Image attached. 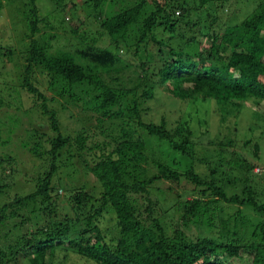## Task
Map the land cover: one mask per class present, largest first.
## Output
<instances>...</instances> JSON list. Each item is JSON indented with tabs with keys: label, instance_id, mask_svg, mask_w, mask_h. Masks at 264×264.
<instances>
[{
	"label": "trees",
	"instance_id": "16d2710c",
	"mask_svg": "<svg viewBox=\"0 0 264 264\" xmlns=\"http://www.w3.org/2000/svg\"><path fill=\"white\" fill-rule=\"evenodd\" d=\"M90 1L94 4L100 2ZM34 2L35 0H28L31 15L29 30L32 35L29 37L30 57L22 82L17 88L37 100L41 113L47 116L48 130L55 134L48 142V153L54 157L56 151L70 145L72 141L59 132L55 111L47 109L44 96L28 82L27 73L30 72L31 64H43L48 73L61 78L70 87L86 82L99 90L100 101L95 110L101 112V116L105 115L106 108L115 104L116 96L114 90L108 89L103 82L96 79L92 68L77 65L70 54L63 53L51 59L40 57L35 50L36 40L33 39V34L38 32ZM210 2L213 0H195L198 5L195 9L197 16ZM2 4L3 0H0V7ZM185 5L184 1L176 0H136L128 8L116 11L101 22L102 33L115 50L119 51L120 45L121 48L132 47L133 56L145 54L149 63L155 61L156 54L162 58L159 63H155L152 71L139 78L134 91L130 93L131 105L126 108L130 121H126V124L132 125L120 130L117 137H110L109 141L103 140L95 145L99 155L96 162L88 167V171L97 182L100 194L92 197L82 193L72 200L74 221L66 218L61 221L51 219L55 210L48 187L49 177L54 170L51 165L45 178L37 179L33 193L22 198H13L16 205L23 206V202H32L41 197L46 205L41 209V224L30 225L25 221L26 218L21 217L17 226L20 231L14 234L12 242L0 243V264H21L24 261L25 264H55V261L61 263L67 254L81 260L86 259L91 264H239L238 261L254 264L259 260V252L264 253L262 223L258 225L255 233L252 231L258 237L259 242L256 245L251 243L238 246L225 243L213 246L208 241L192 242L186 238L181 228L192 221L205 203L194 198L182 201L181 204L176 201L175 207L167 208L163 212L148 193V187L155 182H184L192 186V190L209 193L211 203L236 205L246 210L253 208L257 214L264 215V200L256 203L254 191L249 184L252 177L262 181L259 178L260 170L257 173L253 170L256 168L253 167L255 162L251 165L244 158L232 157L231 165L223 163L218 166L222 169L220 175L224 173V177H221L223 183L239 189L245 195L243 199L228 194L223 185L216 182L215 171L212 169L209 170V175L204 174L218 162L221 149L229 154L235 153L232 150L228 152L227 149H231L244 104L252 101L264 112V0L257 1L248 19L225 28L219 36L210 34L209 39V33L202 34L207 43L205 52H198L195 46H198L199 41L189 37L186 43L192 42L195 46L192 44L188 51L180 55L173 48L177 45L172 47L169 41H172L171 33L179 27V21L189 16L188 12L182 13ZM175 10L180 11L176 17ZM199 25V21H196L185 26H192L188 29L192 35L201 33ZM156 31H163L169 37L156 39L153 34ZM185 34L188 35L187 31ZM149 45L154 46L153 54L146 51ZM113 50L107 47L97 60L100 63L117 61L119 57ZM153 84L174 101L193 106L195 113L186 114L168 128L162 121L158 125L143 123L138 105L143 102L147 104L151 100L155 87ZM138 90L141 91L137 95ZM198 111L201 113H197ZM108 130V135L114 131L111 127ZM140 132L143 136L146 133L148 139H155L162 144L152 147L153 150L150 151ZM209 133L216 139L219 136L225 138L227 147L217 149L221 143L214 141L213 154L203 156L201 160L208 158V161L201 162L200 158L195 159L193 155L196 147L194 134L207 136ZM85 135L82 131L73 139L80 151L84 141L88 139ZM242 144L247 147L250 141L245 140ZM163 145L168 147L165 154L171 158L170 164L166 163L167 157L161 153ZM251 148L253 155L258 152L255 143ZM153 154L163 159V162L153 159ZM175 158L176 161L172 162ZM221 159L225 161L223 156ZM152 160L157 170L149 175L145 172L144 164ZM196 164L205 166L203 176L194 173L192 167L197 166ZM129 194L136 199L129 200ZM80 196L85 197L86 202L79 200ZM142 196L143 201L139 203L138 199L141 200ZM4 209L2 207L0 210V227L4 221L1 215ZM82 210H86V213H81ZM109 212L111 219L107 230H114L113 235L106 229L101 230L99 226V221ZM170 213L176 220L172 226L163 218ZM81 218L83 226L79 224ZM25 225H29V228ZM245 249L252 250L253 254H245ZM213 250L220 253H212Z\"/></svg>",
	"mask_w": 264,
	"mask_h": 264
},
{
	"label": "rangeland",
	"instance_id": "374dc122",
	"mask_svg": "<svg viewBox=\"0 0 264 264\" xmlns=\"http://www.w3.org/2000/svg\"><path fill=\"white\" fill-rule=\"evenodd\" d=\"M99 1L97 4L90 0H35L34 2L38 32L33 34V39L36 40L35 50L39 52L40 57L51 59L63 53L70 54L77 65L81 67L87 65L92 68L96 79L103 82L108 89L114 90L116 96L115 104L106 108L105 115L101 116V112L95 110L100 101L99 90L86 82L70 87L61 78L48 73L43 64H31L30 72L27 73L28 82L44 96L47 109L55 111L59 132L68 137L70 142L72 141L70 145L56 151L54 157L48 153V142L55 134L48 130L47 116L41 113L37 100L35 101L29 94L17 88L22 82L28 65L27 60L30 57L29 37L32 36L29 30L30 5L28 0H3L0 7V210L2 207L5 208L1 212L4 221L0 227V243L12 242L14 234L20 231L17 226L21 217L26 218L25 221L30 225L41 224V209L46 205L41 197H37L32 202L25 201L22 203L23 206L16 205L13 198H22L33 193L36 190L37 179L45 178L51 165L54 166V170L49 177L48 187H50V200L55 208L51 219L61 221L66 218L74 221L72 200L82 193L92 197L100 194L97 182L88 171V167L92 166L94 161L96 162L99 155L95 145L103 140L109 141L110 137H117L120 130L127 128L126 121H130V116L126 108L131 105L130 93L134 91L139 78L152 71L155 63H159L162 58L156 54L155 61L149 63L145 54L133 56L132 47L121 48L120 45L119 51L115 50L113 44L102 33L100 24L116 11L128 8L136 0ZM180 1L186 3L182 13L188 12L189 16L179 21V27L171 33L173 42L169 41V43H172V47L177 45L173 48L178 54L183 55L193 44L186 43V39L189 37L197 39L198 46L193 45L198 52H205L207 43L205 38H202V34L209 33V39H211L210 34L219 36L225 28L248 19L258 0H213L199 12V16L195 13L198 7L195 0H176V2ZM149 5L150 2L147 3V9ZM178 14L180 11L175 10V17ZM196 21L200 23L201 33L191 35L188 29L192 26L185 25ZM186 31L188 35L185 34ZM153 34L156 39L169 37L163 31H156ZM107 47L114 49L119 59L111 63H100L97 58L104 54ZM146 51L153 54L154 46L149 45ZM153 89L154 94L151 100H148L147 104L143 102L138 105L143 123L158 125L162 121L168 128L177 119L185 117L186 114L195 113L190 104L174 101L158 86ZM140 91H137V95ZM244 105L245 108L237 122L231 149H227L228 152L234 151V154L226 153L221 149L227 147L225 138L219 136V139H216L212 133H209L207 136L194 134L193 141L196 147H194L193 155L195 159L200 158L201 162H207L208 158H204L205 161L201 158L213 154L214 141L220 142L221 146L216 147L221 149L219 160L204 174L209 175L210 169L215 171L216 182L221 183L228 194L236 195L240 199H243L245 195L239 189H233L223 183L224 180L221 177H224V173L220 175L222 169L218 166L223 163L231 165L232 157L244 158L251 165L255 162L253 167H260L259 178L262 181L259 182L252 177L249 184L254 191L255 201L259 204L264 200V112L252 101ZM110 127L114 131L108 135ZM81 130L86 133L85 138L88 137L84 141L82 151L77 148L78 144L73 142L76 135L82 132ZM139 134L144 135L142 132ZM143 138L150 151L153 150L152 147L162 144L155 139H148L146 133ZM245 140L250 141L247 147L242 144ZM254 143L258 146V152L253 155L251 145ZM167 150L166 145L161 146V153L167 157L166 163L170 164L171 158L165 154ZM256 155L257 158H255ZM149 156L150 154L148 158ZM222 156L225 161H222ZM152 158L163 162V159H159L155 154ZM153 161H151L152 164L148 161L144 164L145 172L149 175L156 173L157 170ZM175 161L176 158L172 160V162ZM196 165L192 167L194 173L203 176L205 166ZM148 193L163 212L167 208L175 207L177 202L181 204L182 201L193 198L201 199V202L205 203L192 221L185 227H180L186 238L192 242L208 241L213 246L225 243L247 246L251 243L256 245L259 242L254 233L260 223L264 226V215L257 214L253 208L246 210L236 205L211 203L209 193L192 190V186L184 182L178 184L155 182L148 187ZM127 196L129 200L136 199L132 194ZM142 198L144 196L141 200L138 199L139 203L143 201ZM79 200L86 202V198L82 196ZM160 208L159 211H161ZM205 209L206 212L203 211ZM81 213L85 214L86 210H82ZM163 218L166 223H171V226L173 222L176 223L171 213L168 216L164 215ZM110 219L109 212L104 215L102 221H99L101 230H107ZM79 224L83 226L82 218ZM25 226L29 228V225ZM107 231L111 235L115 233L112 229ZM212 253L220 252L213 250ZM244 253L253 254V251L245 249ZM259 254L260 258L254 264H264V253L259 252ZM64 260L61 263L57 261L54 263L91 264L86 259L81 260L70 254H67ZM25 263L24 261L21 264ZM238 263L246 264L243 261Z\"/></svg>",
	"mask_w": 264,
	"mask_h": 264
},
{
	"label": "clouds",
	"instance_id": "9594fccd",
	"mask_svg": "<svg viewBox=\"0 0 264 264\" xmlns=\"http://www.w3.org/2000/svg\"><path fill=\"white\" fill-rule=\"evenodd\" d=\"M253 170H254L255 172H257L259 169H257V168H254Z\"/></svg>",
	"mask_w": 264,
	"mask_h": 264
}]
</instances>
